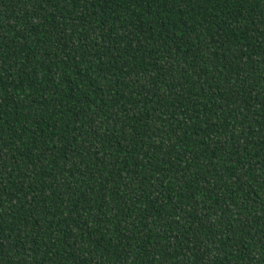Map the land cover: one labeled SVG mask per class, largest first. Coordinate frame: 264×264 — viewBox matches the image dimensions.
<instances>
[{
    "label": "trees",
    "instance_id": "trees-1",
    "mask_svg": "<svg viewBox=\"0 0 264 264\" xmlns=\"http://www.w3.org/2000/svg\"><path fill=\"white\" fill-rule=\"evenodd\" d=\"M0 264H264V0H0Z\"/></svg>",
    "mask_w": 264,
    "mask_h": 264
}]
</instances>
